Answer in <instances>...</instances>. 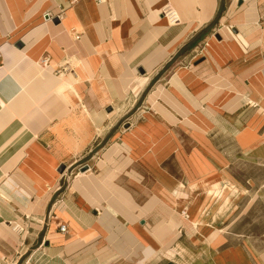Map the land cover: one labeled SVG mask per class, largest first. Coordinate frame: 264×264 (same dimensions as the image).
Instances as JSON below:
<instances>
[{"label": "crops", "instance_id": "1", "mask_svg": "<svg viewBox=\"0 0 264 264\" xmlns=\"http://www.w3.org/2000/svg\"><path fill=\"white\" fill-rule=\"evenodd\" d=\"M235 152L264 0H0V264H254L212 225Z\"/></svg>", "mask_w": 264, "mask_h": 264}, {"label": "rangeland", "instance_id": "2", "mask_svg": "<svg viewBox=\"0 0 264 264\" xmlns=\"http://www.w3.org/2000/svg\"><path fill=\"white\" fill-rule=\"evenodd\" d=\"M255 155L229 154V183L217 193L219 213L212 225L218 229L222 248L241 245L259 264L257 260L264 262V159Z\"/></svg>", "mask_w": 264, "mask_h": 264}, {"label": "built area", "instance_id": "3", "mask_svg": "<svg viewBox=\"0 0 264 264\" xmlns=\"http://www.w3.org/2000/svg\"><path fill=\"white\" fill-rule=\"evenodd\" d=\"M98 1H102V0H98ZM163 12H164V15L167 17L170 24H176L180 21L179 14L170 4H167L165 6ZM48 61H49V57H45L43 60L44 63H48ZM57 72L60 73L61 71L58 70ZM13 229L18 234L23 233V228L17 223L14 224ZM59 229L61 232H67V226L65 224H60Z\"/></svg>", "mask_w": 264, "mask_h": 264}, {"label": "water", "instance_id": "4", "mask_svg": "<svg viewBox=\"0 0 264 264\" xmlns=\"http://www.w3.org/2000/svg\"><path fill=\"white\" fill-rule=\"evenodd\" d=\"M56 21H58V20H56ZM19 46H21L22 44H18ZM64 166H62V168L60 169V171H63L64 170ZM89 169V165H85V166H83V168H82V171H86V170H88Z\"/></svg>", "mask_w": 264, "mask_h": 264}]
</instances>
